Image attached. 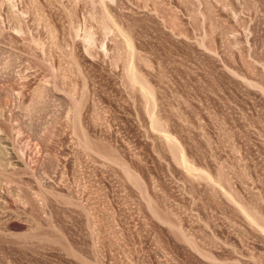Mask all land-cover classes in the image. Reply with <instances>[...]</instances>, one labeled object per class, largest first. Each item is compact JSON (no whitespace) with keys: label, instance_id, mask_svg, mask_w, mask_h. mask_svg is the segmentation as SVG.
<instances>
[{"label":"rangeland","instance_id":"1","mask_svg":"<svg viewBox=\"0 0 264 264\" xmlns=\"http://www.w3.org/2000/svg\"><path fill=\"white\" fill-rule=\"evenodd\" d=\"M0 264H264V0H0Z\"/></svg>","mask_w":264,"mask_h":264}]
</instances>
